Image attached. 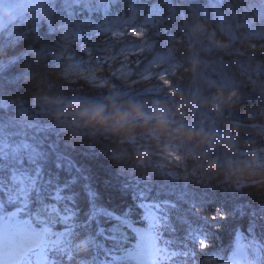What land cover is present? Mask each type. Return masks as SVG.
I'll use <instances>...</instances> for the list:
<instances>
[{
	"label": "trees",
	"instance_id": "16d2710c",
	"mask_svg": "<svg viewBox=\"0 0 264 264\" xmlns=\"http://www.w3.org/2000/svg\"><path fill=\"white\" fill-rule=\"evenodd\" d=\"M210 7H218L223 19H229L233 31L237 29L236 40L220 32L222 22L216 19L218 12ZM259 9L264 10L261 0H220L195 6L181 0L174 18L168 19L159 30L146 31L139 38L136 34L123 35L124 43L108 46L110 33L102 34L97 29L77 35L78 28L65 26L61 5L56 3L40 22H28L20 27L24 28L20 34L26 38L0 51V59L13 54L26 57L15 71L20 76L19 84L27 89V115L39 114L62 133L61 139L69 146H77L78 151L85 150L81 145L102 151L103 157L77 156L100 177L110 166L117 173L132 172L130 176L134 174L149 182L154 195H164L158 192L157 183L173 181L204 193L203 202H197V212L217 216L208 238L220 248H226L233 225L247 221L239 215L219 219L217 209L222 207L226 213L240 200L264 202V39H253L248 33V26ZM237 24L240 28H234ZM36 27L39 38L32 31ZM123 27L119 25L117 29ZM107 46L117 51L123 47L135 49L128 60L117 55L115 61L97 62V58L105 55L100 51ZM154 61H160L162 66L144 73L143 66ZM130 62V72L125 73L122 66ZM111 87L121 99H156L169 105L176 103L174 94L178 91L189 104L181 114L182 119L177 117L173 126L202 128L219 138L210 147L185 143L172 135L163 142V146L170 148L172 143L180 151L178 169L185 176L177 170L174 172L178 177H186L187 183L172 175H165V179L158 173V178L154 173L150 166L154 164L152 151L162 144L159 137L152 138L153 133L138 130L125 140L106 131L82 127L66 111L70 101L87 103L111 98L114 91ZM53 104H60V108H53ZM64 113L66 116L58 117ZM209 121L212 123L208 124ZM223 143L221 156L227 165L219 162V152L214 155L215 147ZM141 152L147 157L137 165ZM181 156L185 158L182 160ZM171 167L170 164L168 170ZM232 184L238 190H233ZM132 193L113 194L112 206L119 208L131 203ZM104 196L108 202V193ZM72 245L76 246L73 255L88 252L89 246L82 238H76Z\"/></svg>",
	"mask_w": 264,
	"mask_h": 264
},
{
	"label": "snow or ice",
	"instance_id": "6c2138e0",
	"mask_svg": "<svg viewBox=\"0 0 264 264\" xmlns=\"http://www.w3.org/2000/svg\"><path fill=\"white\" fill-rule=\"evenodd\" d=\"M180 2L53 0V8L61 5V19L78 28L77 35L101 29L102 34L139 38L174 18ZM217 2L188 0L193 6ZM119 25L125 26L122 33L116 30ZM32 31L39 38V28ZM14 34L15 29L0 30V51L26 38L19 34L13 40ZM25 58L0 59V264H131L130 257L159 250L161 242L170 257L166 264H186L189 256L195 260L198 255L220 264H264V202L240 200L226 213L218 208L219 219L239 215L247 222L233 225L226 248L213 249L207 242L209 225L196 211L204 193L173 181L157 183L164 198L153 197L152 184L110 166L100 177L77 156L103 157L102 151L69 146L39 114L21 120L28 113L27 89L15 69ZM129 191L135 193L131 203L112 206L113 194ZM76 238L88 244L86 255L70 254ZM193 244L199 249L189 247Z\"/></svg>",
	"mask_w": 264,
	"mask_h": 264
},
{
	"label": "clouds",
	"instance_id": "9594fccd",
	"mask_svg": "<svg viewBox=\"0 0 264 264\" xmlns=\"http://www.w3.org/2000/svg\"><path fill=\"white\" fill-rule=\"evenodd\" d=\"M188 104L189 102L178 94L176 103L172 105L156 99L151 101L121 99L114 94L111 98L105 97L102 101L87 103L70 101L65 108L82 127L106 131L125 140L138 130L153 133V139L160 138L161 150L166 157L168 148L163 146V142L170 135L185 143H197L209 147L214 142H219L218 137L206 133L202 128L186 127L183 124L173 126V121L177 117L182 119L181 114ZM146 157L147 154L141 152L137 162H143ZM184 158L181 156L182 160Z\"/></svg>",
	"mask_w": 264,
	"mask_h": 264
},
{
	"label": "rangeland",
	"instance_id": "374dc122",
	"mask_svg": "<svg viewBox=\"0 0 264 264\" xmlns=\"http://www.w3.org/2000/svg\"><path fill=\"white\" fill-rule=\"evenodd\" d=\"M4 0H0V30H2L5 26L10 24L12 21L19 19L20 17H23L25 15H28V13H34L38 10L36 6L39 5L37 0H20V3H15L14 1L9 4L10 1L5 2ZM40 2V0H39ZM15 17V19H14ZM118 37V36H117ZM133 48V47H132ZM104 53L108 54L109 51H103ZM132 52L127 50L122 53V55L118 56H124V60H128L126 58L128 55H130ZM117 55H106L102 56L101 59L102 62H109V61H115V58ZM131 63H128L131 66ZM125 66H123L124 68ZM56 108H58L55 105ZM161 247H159L160 249ZM158 252L159 250L156 249H150L148 252H146L140 259H137L135 256L130 257V259L134 260V264H157L158 259Z\"/></svg>",
	"mask_w": 264,
	"mask_h": 264
},
{
	"label": "bare ground",
	"instance_id": "6f19581e",
	"mask_svg": "<svg viewBox=\"0 0 264 264\" xmlns=\"http://www.w3.org/2000/svg\"><path fill=\"white\" fill-rule=\"evenodd\" d=\"M71 33L73 34V31H71ZM104 50H106V51H109V52H111V53H113L114 55H119V51H117V50H115V49H111V48H107V49H104ZM178 94V91L177 92H175V96ZM212 122L211 121H209L208 122V124H211ZM60 134H62V133H60Z\"/></svg>",
	"mask_w": 264,
	"mask_h": 264
}]
</instances>
